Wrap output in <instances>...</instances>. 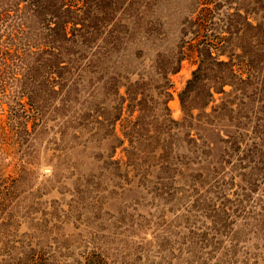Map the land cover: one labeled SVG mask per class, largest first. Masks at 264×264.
Here are the masks:
<instances>
[{
	"label": "rangeland",
	"instance_id": "374dc122",
	"mask_svg": "<svg viewBox=\"0 0 264 264\" xmlns=\"http://www.w3.org/2000/svg\"><path fill=\"white\" fill-rule=\"evenodd\" d=\"M204 3L0 0V264H264V0Z\"/></svg>",
	"mask_w": 264,
	"mask_h": 264
},
{
	"label": "trees",
	"instance_id": "16d2710c",
	"mask_svg": "<svg viewBox=\"0 0 264 264\" xmlns=\"http://www.w3.org/2000/svg\"><path fill=\"white\" fill-rule=\"evenodd\" d=\"M205 1V6L207 5H211L212 3H209L210 2V0H204ZM204 11H209V12H213V10H212V8H210V7H205V10ZM210 19L206 16V15H204V14H201L200 15V20H199V22H200V26H206L207 24H209L210 23ZM182 57L177 61V65L179 64H181V62H182ZM167 110H169L168 109V107H167ZM158 121H159V123H162L165 127H166V129H167V131H169V133H171L170 131H171V127H170V124H173V123H175L172 119H171V117H167V116H159V118H158ZM102 260V259H101ZM84 264H93V262H91V260H88L86 263H84Z\"/></svg>",
	"mask_w": 264,
	"mask_h": 264
}]
</instances>
